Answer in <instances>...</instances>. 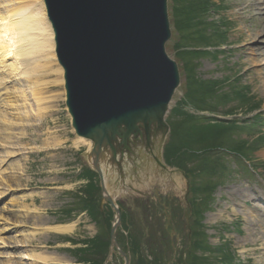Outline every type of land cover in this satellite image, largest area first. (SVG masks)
Instances as JSON below:
<instances>
[{"label":"rangeland","instance_id":"374dc122","mask_svg":"<svg viewBox=\"0 0 264 264\" xmlns=\"http://www.w3.org/2000/svg\"><path fill=\"white\" fill-rule=\"evenodd\" d=\"M179 1L181 0H169L173 37L167 45V53L178 63L181 73V85L168 114L170 129L173 126L177 130L182 129L181 115H172V111L183 110V100L188 92V69L185 68L179 51L175 50V44H180V35L187 34L189 44L200 52L199 49L206 47L200 48L198 45L201 37L206 36L204 30L207 35L213 31L216 35L213 42L216 41L218 45L220 43V46L211 48V54H219L191 56L189 59L196 65L193 76L202 82H219L227 93L234 89L243 91L249 100L233 96L227 103H220L217 109V117L214 119L221 122L213 125L220 127L221 123L231 124V128L228 127L233 137L230 149L208 150V156L215 160H212L213 163L210 162V157H201L200 162L190 158L183 163L191 170H198L196 162L200 163L202 175L193 178L197 185L206 184V188L213 186L209 193L206 189L210 203H203L206 198L201 192L196 195L190 192L188 180L178 169L171 179L163 168H157L153 173L145 177L139 176L135 180L127 177L129 195L123 196L125 191L121 192L120 186L117 193L109 190L116 197L123 215L122 227L116 235L119 241L125 240L124 231L128 226L130 241L131 238L136 240L138 249L141 248L144 253V256L140 253L139 257L130 255L132 264H145L141 263V259L147 264H264V71H261L264 69V5L261 11H253L255 4L253 8H247V4L262 3L264 0H210V13L202 17L199 7L206 0H191L192 9L196 8L197 12L191 15L194 25L186 29L187 33H183L181 25L176 27L174 23L178 13L176 9L181 8ZM180 20L177 19L176 22ZM217 30H225V38L219 36ZM56 69H60L58 60L54 64H48L37 75L36 81L43 85L48 107L42 123L38 126L26 124L23 128L15 127V132L25 133V136H19L18 140L10 139L5 149L0 138V170L14 164H22L24 169V176L15 182L7 178L9 176L5 177L6 180L2 179L8 173L0 177V224H8L0 228L3 230L6 227L3 234L6 245L0 242V264H31V261L20 260L21 253L28 251L31 255L42 254L61 260L48 264H79L77 258L85 248V243H93L98 247L101 244L109 246L110 226L115 222L110 206L102 205V213L96 220L90 214H85L82 208L85 190L90 182L85 175L89 171L92 174L94 172L86 159L85 153L89 151V147L78 143L79 138L72 127L66 106L65 83H55L59 77L54 72ZM189 106L192 107L190 104ZM194 115L201 119L202 115ZM171 118L176 125L172 126ZM214 128L212 125L202 126L190 134H203L214 141L215 137L211 136L215 134L210 135L217 131ZM175 136L173 133L167 136L163 150L166 162V153L174 147L186 145L189 139L188 134L185 138L187 141H181ZM192 139L191 137L190 140ZM243 141L248 149L247 157L253 160V167L231 152ZM212 143H206L203 147L209 148L207 146ZM200 148L201 146L197 147ZM6 151L17 154L6 159V163L1 166ZM8 172L11 173L10 170ZM161 177L164 181L160 180ZM94 180L98 182L99 179L94 177L91 182ZM189 182L191 183V179ZM159 196L161 204L156 206L154 200ZM25 197L28 209H22L23 206L19 204L20 199ZM193 198L199 202L197 214L202 218L199 220V228L194 225L192 227L194 236L198 233L195 238L199 240L198 236L204 237L205 243L199 240L204 244L200 250L194 247V239L193 244L188 242V223L195 220L196 209L193 205L186 208L187 202H191ZM96 200L98 205L102 204L101 191ZM146 200L151 206V212L148 213L143 207ZM192 211L194 214L190 213ZM72 223L76 224L72 234L45 233L49 227ZM31 233L36 237L30 236ZM143 240L146 242L142 244ZM151 248L157 250L159 255L149 253ZM107 250V246L101 247L99 255H94H106L105 260ZM114 257L111 264H124L120 256ZM226 260L229 262L226 263Z\"/></svg>","mask_w":264,"mask_h":264},{"label":"water","instance_id":"95a60500","mask_svg":"<svg viewBox=\"0 0 264 264\" xmlns=\"http://www.w3.org/2000/svg\"><path fill=\"white\" fill-rule=\"evenodd\" d=\"M44 3L55 34L58 61L64 70L66 104L73 128L78 137L92 141L86 159L99 174L104 199L116 212L117 223L111 231L112 254L113 246L118 248L116 230L122 216L109 196L103 166L119 164V156L129 157L139 142L149 146L152 134H162L160 150L156 146L154 152L156 156L159 151L163 154L162 146L170 130L167 114L181 84L178 64L166 51L173 37L168 0ZM138 164L135 172L128 169L129 178L145 177L159 168L154 158ZM119 180H110L108 189L117 193Z\"/></svg>","mask_w":264,"mask_h":264},{"label":"bare ground","instance_id":"6f19581e","mask_svg":"<svg viewBox=\"0 0 264 264\" xmlns=\"http://www.w3.org/2000/svg\"><path fill=\"white\" fill-rule=\"evenodd\" d=\"M263 5L264 1L247 4V8L254 7L253 11H261ZM56 62L55 34L48 19L44 0H0V138L4 149L10 139L18 140L19 136H25V133L15 132V127L23 128L26 124L38 126L47 115L44 88L36 79L42 69ZM54 72L59 76L55 83L63 85V69L60 67ZM78 143L85 144L89 150L92 148V144L84 139L79 138ZM4 154L5 160L1 166L17 152L6 151ZM3 174H7L2 176L3 180H6L7 176L13 182L20 180L24 176L23 165L14 164L0 170V177ZM26 199V197L20 199L22 209H28ZM6 225H8L6 222L4 225L0 224V228ZM75 228V223L59 225L49 227L45 233L67 235L74 233ZM4 230L6 227L0 230V242L6 245L3 238ZM30 236L35 235L31 233ZM20 260L31 261V264L61 261L52 256L31 255L30 251L21 253Z\"/></svg>","mask_w":264,"mask_h":264},{"label":"trees","instance_id":"16d2710c","mask_svg":"<svg viewBox=\"0 0 264 264\" xmlns=\"http://www.w3.org/2000/svg\"><path fill=\"white\" fill-rule=\"evenodd\" d=\"M208 1L210 0H206L201 2V8L199 7L200 11H202L201 13V17L208 15L210 12V8H211V4L208 3ZM177 4V3H176ZM178 5L181 6V8L176 9L177 15L175 16V19H181L179 22H176L175 20V26L178 27L179 25H181L180 27H182L183 29V33L186 32V29L191 28L190 25H194V20L192 18L191 15L196 14L197 10L195 8V10L192 9L193 7V3L191 0H181L178 2ZM191 10H193V12L191 13ZM200 19V18H199ZM201 22V20H199V23ZM215 25V24H214ZM179 27V28H180ZM212 28V27H211ZM216 29V28H215ZM205 35L208 36H204L201 37V41L198 42L200 48L206 46V47H210V48H217V46H220L215 42H213V38H216V35L213 34V31L211 32L212 34L207 35L206 34V30H204ZM187 33V32H186ZM218 35H222L223 38H225V34H223L220 30H217ZM184 36V37H183ZM180 35V44H175L176 46V51H179V55L181 56V58L183 59V61L185 62V65L188 69L187 72V95L185 100L183 101V105L185 106L183 108L182 111H177V110H173L172 111V115H176V113H179L183 119V121H181L182 123V129H180L182 132H180V130H177L174 126L176 125L175 122L172 120V118L170 119L172 122V126L173 129L171 130L172 133L174 135H176L175 137H177L179 140L183 141L186 137V134L189 135V139L188 142L186 143V145L183 144V146H178V147H174L172 148V150H170L167 154V162H169V164L171 166L177 167L183 171H185L186 176L191 179V185L192 183L194 184V186H191V191L196 194H198L199 192H201L204 195V198H206V200L204 201L203 199V203H210V199L208 197V194L211 190H212V185H209V187L206 188V184L200 185V184H196L194 182V176L199 177L198 175H202V171H201V166L200 163L196 162V168H198V170H191L190 168H186L184 166L183 163H185L186 160H190V158L198 160L200 162V158L201 157H210L208 156V153L210 151V149H216V150H227L230 149L232 147V139L233 137H231V124L230 123H221L219 124L220 127H216V123H220L221 121H218L214 118H206V117H200L201 119H198L199 117L196 115H193L191 113H189L188 111H185V109L187 108H192L193 110H195L197 113L201 112V113H209V114H216L218 111L217 109L219 108V104H223V103H227L229 100L233 99V96H237V98H240L241 100H246L249 97H247L243 91H235L236 89H234L232 92L227 93L224 88L223 85H221V83L219 82H214V81H206V82H202L199 79H197L196 77L193 76V72L194 69L196 70V65L193 64L192 59H189L191 56H208V55H218L219 53H205V52H198L197 49L193 46L189 44V40H188V35L187 34H183ZM188 49V51H187ZM190 67V68H189ZM192 106L190 107L189 104ZM255 109H257L256 107H254ZM231 112V111H229ZM215 126V130H217L216 132H211L210 135H212V133H214L215 135H212L211 137H215L214 141H211L209 139V136H193L190 133L193 131H196L198 128L200 129V127L202 126ZM230 127V128H228ZM189 128H192L191 130H189ZM233 128V125H232ZM183 137V138H182ZM191 137L193 138V140H195L194 142H192L190 139ZM222 137V138H220ZM229 137V140H226V138ZM186 140V139H185ZM187 141V140H186ZM209 142H213L211 144V146H207L209 148L203 147L205 146L206 143ZM198 143V144H196ZM245 141L243 142H239L238 147L235 149L233 148L231 150V152H234L235 155H237L238 157H240L242 160L243 159H247V154L246 151H248L246 145H245ZM199 145V146H198ZM200 149H197V147H200ZM211 147H216V148H211ZM228 147V148H227ZM193 148V149H192ZM208 151V152H205ZM203 158V159H204ZM215 161L214 159H212V157H210V162L213 163V161ZM178 165V166H176ZM88 180H90L89 182V186L87 187V189L85 190V198H83V203L84 205L82 206L83 211H88V213L96 220V218L102 213L100 210V205L97 204V194L99 193L100 189L98 188V186L95 183V180L93 182H91V180L94 179V177H96L95 173H91L90 171L88 172V174H86L85 176ZM213 182V180H211ZM214 183V182H213ZM206 189H207V193H206ZM191 203H193L195 210V216L197 221L202 220L200 214H197V209L199 206V202L198 200L195 198L192 199ZM198 222H196L194 225H198ZM198 233H196V235L194 236V247H197L199 250L200 248H203L202 246L204 245V237L202 236H198L199 240H201L203 243L199 242V240L195 237H197ZM88 245H90L91 247L89 248V251H85V250H81V254L83 256L80 257L81 262L83 264H102L104 261V257L105 256H101V257H97L93 254V252L91 251L92 248V244L93 243H87ZM86 244V245H87ZM101 244V243H100ZM99 244V245H100ZM107 245L105 244H101L98 248L99 250L101 249V247H106ZM136 249V248H135ZM100 252V251H99ZM137 254L139 253V249H136ZM85 253V254H84ZM99 254V253H98ZM198 258V257H197ZM199 259V258H198ZM229 262V260H226V263ZM145 263V262H144ZM146 264V263H145Z\"/></svg>","mask_w":264,"mask_h":264},{"label":"flooded vegetation","instance_id":"af4514ba","mask_svg":"<svg viewBox=\"0 0 264 264\" xmlns=\"http://www.w3.org/2000/svg\"><path fill=\"white\" fill-rule=\"evenodd\" d=\"M132 167H133V165H132L130 168H132ZM132 170H133V172H135V171H136V169H135V168H133ZM154 201H155V200H154ZM146 202H147V203H145V204L143 205V207H144V209H145V206H147V208L149 209V212H151V206H149V204H148V203H149V201H147V200H146ZM108 205H109V204H108ZM139 211H140V210H139V208H138V212H139ZM144 211H146V210H144ZM142 215H143V214H142ZM131 218H132V217H131ZM119 243H120V245H122V243H121V242H119Z\"/></svg>","mask_w":264,"mask_h":264}]
</instances>
